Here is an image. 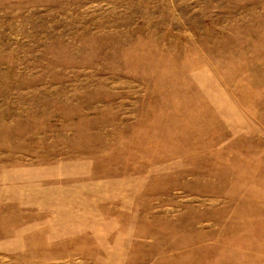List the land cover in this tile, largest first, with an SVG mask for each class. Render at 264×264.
Segmentation results:
<instances>
[{"label": "rangeland", "instance_id": "obj_1", "mask_svg": "<svg viewBox=\"0 0 264 264\" xmlns=\"http://www.w3.org/2000/svg\"><path fill=\"white\" fill-rule=\"evenodd\" d=\"M0 264H264V0H0Z\"/></svg>", "mask_w": 264, "mask_h": 264}]
</instances>
